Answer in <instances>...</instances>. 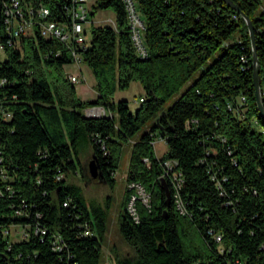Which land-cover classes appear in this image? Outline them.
<instances>
[{"label": "trees", "instance_id": "obj_1", "mask_svg": "<svg viewBox=\"0 0 264 264\" xmlns=\"http://www.w3.org/2000/svg\"><path fill=\"white\" fill-rule=\"evenodd\" d=\"M135 1L147 58L132 43L123 0H96L92 7L91 14L113 11L117 25L93 28L83 53L96 80L94 101L78 96L65 70L74 60L61 43L44 39L36 25L8 46L0 15L6 46L0 106L11 114L6 119L0 112V264H103L107 211L89 206L73 179L81 155L91 150L103 183L115 188L125 148L131 150L127 183H140L150 204L137 203L136 221L127 188L118 225L131 253L113 264H264V118L248 26L223 0ZM231 1L253 22L264 101V6ZM21 3L25 11L46 5L64 20V0ZM134 82L144 95L132 112L127 101L113 98ZM96 107L106 114L85 113ZM157 138L168 146L163 157L155 151ZM167 161L183 180L184 213ZM12 227H23L28 237L12 241L6 234ZM55 234L66 244L62 251L53 249Z\"/></svg>", "mask_w": 264, "mask_h": 264}, {"label": "built area", "instance_id": "obj_2", "mask_svg": "<svg viewBox=\"0 0 264 264\" xmlns=\"http://www.w3.org/2000/svg\"><path fill=\"white\" fill-rule=\"evenodd\" d=\"M64 1L67 4L63 9L64 20L59 21L52 17V11L46 5H40L35 9L31 7L25 11L21 0H4L3 9H0V15L3 14V24L6 29L7 45L12 46L15 42H19L22 37L30 36L34 33V28L37 25L39 33L44 39L57 41L64 46L65 50L72 55L74 64L79 65L83 63V53L89 47L90 42L87 38L86 31V26L91 22L90 15H92V7H89L90 0ZM123 2L128 16L132 43L138 55L141 58H147L148 51L144 41V19L140 11L137 9L135 0H123ZM113 28L117 30L116 22ZM0 52L6 54V46L1 39ZM2 61L3 59L0 57V63ZM67 75L71 83L76 84L79 82L78 76H73L68 73ZM1 83L4 84L5 81H2ZM241 101L244 102L245 99L243 98ZM140 102H143V99H141ZM0 112L5 115L6 119H10L11 114L5 112L1 106ZM2 147L3 143L0 139V165L4 161ZM146 164L147 166H150L148 160H146ZM164 166L168 170L167 175L173 173L172 181L176 186L175 203L181 213H184V205L178 191V189L180 190L183 182L181 174L174 172L177 165L171 161L165 162ZM128 189L134 192L128 202V211L133 218L138 221L139 216L137 212V203L142 202L144 205L149 207L150 194L140 183L136 182L128 184ZM17 215H22V213L18 211ZM41 233L44 236L46 234V230H41ZM6 234L10 236L11 240L14 242L25 240L28 237V233L23 227H12L6 232ZM89 234V232H86V235ZM216 240L220 242L222 240V236H216ZM52 244L55 251H62L66 247L63 238L59 234L54 235Z\"/></svg>", "mask_w": 264, "mask_h": 264}, {"label": "rangeland", "instance_id": "obj_3", "mask_svg": "<svg viewBox=\"0 0 264 264\" xmlns=\"http://www.w3.org/2000/svg\"><path fill=\"white\" fill-rule=\"evenodd\" d=\"M96 0H90L89 7H93ZM264 6V0H262ZM138 11L139 8L137 7ZM90 24L86 26L87 38L90 41L92 36V29L100 26L114 27L116 16L113 11H98L94 15H90ZM221 53V50L215 55V58ZM0 57L6 59V54L0 52ZM66 73L79 77V82L75 84L78 96L83 101H94L97 98L94 86L96 85L95 77L90 68L85 64H73L65 68ZM186 89L183 88L181 92L170 102L171 105L176 99L180 97L182 92ZM144 95L142 86L138 82H134L128 90L118 91L113 102L127 101L132 112H134L140 105V99ZM85 113L88 116H104L105 110L102 107L89 109ZM155 151L158 157H163L168 151V146L165 141L160 138L156 139ZM131 150L125 148L120 167L115 174L116 179L115 188L100 182L98 179L91 177L89 172V163L92 159V151H85L81 157L82 170L77 174L73 181L82 188L83 195L90 205L94 204L100 206L107 211V235L103 243V264H113L117 255H127L131 253V249L123 240L119 231L118 220L122 211L124 203V195L128 188L127 174L130 164ZM109 205V206H108Z\"/></svg>", "mask_w": 264, "mask_h": 264}, {"label": "water", "instance_id": "obj_4", "mask_svg": "<svg viewBox=\"0 0 264 264\" xmlns=\"http://www.w3.org/2000/svg\"><path fill=\"white\" fill-rule=\"evenodd\" d=\"M223 1L226 2L231 8H233L235 11L239 13L248 26V30H249L251 42H252V50H253V68H254L253 79H254L256 103H257L260 115L262 116V118H264V101H263V94L261 90L260 63H259V58L257 54L256 36L254 32L253 22L231 0H223ZM92 15H94V13H92ZM93 117H97V116H93ZM89 172L92 178L98 179L100 182H104L103 173L100 171V166L98 164V161L95 158L89 163ZM162 185L166 191L167 204H169L171 202V193L169 191L168 185L165 180H162Z\"/></svg>", "mask_w": 264, "mask_h": 264}]
</instances>
